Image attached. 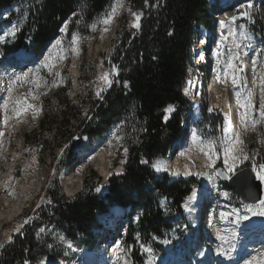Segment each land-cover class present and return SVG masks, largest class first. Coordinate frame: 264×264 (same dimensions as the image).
Wrapping results in <instances>:
<instances>
[{"label":"trees","instance_id":"16d2710c","mask_svg":"<svg viewBox=\"0 0 264 264\" xmlns=\"http://www.w3.org/2000/svg\"><path fill=\"white\" fill-rule=\"evenodd\" d=\"M18 1L0 0V13ZM123 1L129 16L132 12L143 13L140 30L137 33L124 26L126 32L111 58L117 66L118 76L102 98L88 103L84 119L77 115V128L78 136L93 143L105 137L115 123L123 124L128 149L124 175L111 177L108 193L103 198L93 190L80 193L74 200L66 199L56 187H53L55 192L47 191L48 201L33 213L13 242L0 253V264H25V261L38 264L46 253L37 239L38 232L52 224L67 229V240L72 246L94 250L99 216H107L112 209H130L132 215L139 213L137 225L128 223L125 240L127 247L135 248L132 257L134 264H139V239L134 237V232L140 233L144 247L160 249L164 233L174 229L175 215L181 216L185 199L199 186L193 180L170 182L168 176H157L152 166L155 161L165 159L171 146L181 137L183 121L192 106V101L182 92L198 32L201 27L210 28L215 0ZM113 4L115 0H35L20 33L4 47L5 55L13 58L41 56L57 38L65 21L69 24V36L73 32L88 35L91 25L110 11ZM253 27L256 30L260 27L259 32L264 33V26L257 21ZM204 79L207 81L205 74ZM203 89H206V83ZM170 104L175 106L176 112L165 123L164 110ZM63 121L68 127L70 120ZM54 124L52 122L47 129L52 130ZM45 126V123L40 125L43 130ZM72 136L71 131H67L66 141ZM251 141L253 139L249 137L247 142ZM257 147L254 141L249 146L253 150ZM260 150V161L264 163V146ZM225 187L231 189L227 184ZM162 198L172 201L171 206L176 212L164 215L159 207ZM132 215L126 219L130 220ZM63 259L61 255L60 260ZM140 264H143V257Z\"/></svg>","mask_w":264,"mask_h":264},{"label":"rangeland","instance_id":"374dc122","mask_svg":"<svg viewBox=\"0 0 264 264\" xmlns=\"http://www.w3.org/2000/svg\"><path fill=\"white\" fill-rule=\"evenodd\" d=\"M236 1L237 0H232L230 2L231 5L226 7V9H230V11H232V15L235 14L239 16V12L242 10H238L236 8ZM122 3L123 7L119 8L116 16L113 18V27L97 23L94 31L90 27L88 35H80L84 39L79 44L78 54H73L69 47L71 36L67 33H62L60 30L58 31L57 38L49 44L50 46H47L46 50L39 57H33L30 55H19L14 58L11 56L7 57L5 55L4 47L8 44V42L13 41L15 38L9 36L5 38L4 42H0V132L4 133L3 136H0V216L10 211L11 206L7 203V199L17 200V197L22 194L21 187L26 182L31 181L27 187H29V191L35 195L34 198H32V200L26 205L22 214L15 218L14 222H4L3 225L0 226V243L4 244V247L0 248V253L13 242L14 238L26 224L24 221H29L33 213L42 204L48 201L46 194L50 189L54 192L57 188L60 189L61 195L68 200H74L80 193L90 190H93L97 196L103 198L108 193L111 177L121 176L117 173L120 174V171H122V161L125 159L126 155L124 148H127L125 144L126 131L122 129L123 124L115 123L107 132L105 137L96 139L95 142L92 143L93 152H91V150L89 151V146L87 144L83 146L85 137L78 136L80 131L77 128V115L80 114L79 118L84 119L88 113V103L91 100L94 101L101 98L96 95L99 88L103 86V82L99 81L98 77L102 73L109 71L112 68V65H114L111 58L122 40L123 33L126 32V30H124V26L127 25V28L136 30L137 33L140 30L132 27L134 18L132 15H128V9L123 0ZM34 6L35 0H20L13 4L12 7L2 10L0 13V22L5 24H0V35H3L4 32L7 31V29H10L13 25H18L19 30L16 32V37L20 33V30L24 26V21L27 20L29 13ZM233 9H237V13H235ZM227 12H229V10ZM252 14L253 21L258 18L259 23L264 26V1H257V6L252 9ZM221 15L222 14H220V16ZM125 18L127 19L126 22ZM234 23L237 26L236 32H238V34L241 30H243L240 28V24L245 25L244 30H247L249 34H251V27L254 26L253 22L250 23L246 18L242 17L239 21L240 24L238 22ZM105 28L108 30L105 31ZM127 33H129L128 30ZM101 36L113 37L104 45L105 40L101 42ZM210 37V33L206 34L205 31H200L198 38L199 44L196 51L198 56L201 55L202 51L207 49L210 44L213 45L218 42V39L212 41L210 40ZM57 39L63 40V55L66 56V59L58 62L56 68L54 69V71L60 72L61 77H63L62 81L58 77H53L46 69L41 68L40 76L44 77L45 83H43L40 87L37 88L30 82L33 79L31 74L25 81L17 82L13 86V96H23L27 99L28 103L36 105L41 110L39 113H36L32 109H29L20 117L13 116L9 119L8 123L5 124V112L2 105L3 98L7 97L9 77L13 74H21L22 71L25 70L29 71V69H35L38 65H40L41 61H43L44 57L49 54V51L52 49V45ZM242 47L246 49L243 51ZM242 47L240 49V54L243 65L244 61L246 62V50H249L250 47ZM224 48L226 49L227 60L229 50L232 46L230 47L229 44H224ZM53 55H55V52H53ZM206 65V63H203V68L206 67ZM196 75L197 73L195 71L188 73V81L186 84H193L190 86L192 88L191 94L194 91L193 88L198 89L200 84V82L198 83L196 81ZM198 75L201 77L200 72ZM117 76L118 74L113 75L112 79H116ZM53 79H57L59 83L58 87L51 86ZM195 82L197 83L195 84ZM251 82L252 81H250V84ZM224 84L226 85L224 86ZM188 87H186V89ZM221 88L222 89L217 92L216 95L218 97L221 95L219 98H221L222 101L230 102L232 98L235 97V90L232 82H230V79L223 83ZM109 89L110 87L107 88V91ZM29 90H31V95H28ZM107 91L103 92L102 95ZM45 93L47 94L45 95ZM33 96L38 97V99H32ZM203 96L205 104L213 101L211 94L205 93ZM257 96V105H259L258 93ZM9 107H11V104ZM175 112L176 111L170 113V115H173ZM213 116L205 117L203 121L199 123L197 131L203 134V139L207 140L215 138L219 144L220 141L218 140L219 137H217L216 132L217 126L222 123V116L220 113L214 117ZM64 119L70 120L68 127L64 124ZM52 122H55L52 127L53 129L48 130L47 128ZM42 123L46 124L45 130L40 127ZM118 128L119 131H117ZM67 131H71L73 134L72 139L68 141H66L65 137L67 135ZM114 133L120 137L119 140L114 138ZM192 134H194L193 131H187L186 137L190 139ZM249 137H252L258 147L253 150L249 148L253 141H251L252 143L247 142L246 151L250 155L254 152L255 156H257L260 161L262 156L260 148L264 146V144L259 142L262 138V134L259 132L255 135L249 134L248 138ZM65 145L68 147H65ZM62 149L63 154H61ZM101 149L107 150V163L99 158V152ZM198 150L195 151V153L189 158V163L194 165L191 169L193 171L192 173L195 174V172H197L196 176H193L191 180L197 182L199 184L198 188H200L204 184L205 180L204 174H206V172H204V163L207 162V159H205L204 155L201 154L200 149ZM174 157L176 160H180L181 162L187 159L179 156ZM174 157L167 160L171 162ZM251 157L252 159H250L248 164H246L247 167L250 166V163L252 164V161L255 158L254 156ZM106 165L111 169L110 176L108 177L107 182L104 183L105 177L102 173H100L101 171L99 168ZM220 165L222 167V163H220ZM80 173H84L85 175V181L81 189L73 195L68 194L67 186L71 185L75 181L74 178ZM156 173V175L160 177L167 175L170 177L167 173L158 171H156ZM27 175L28 179H25ZM56 183L58 186H54ZM53 187H56V189L54 190ZM97 187H100L101 189L99 192L96 191ZM198 188L196 187L193 189V192ZM224 192L228 193L227 197L224 195ZM219 195L221 197L217 200V203L224 209H219V211L217 210L215 212L217 224L213 226L216 227H214L216 233H218L220 229L221 225L219 226V224L226 219V217H222L221 214H226L224 211L234 207V205L237 206V209H240V216L248 215L249 219L242 220L237 224V217L231 215V217L234 218L233 222L239 226H241V224H251L253 216L251 213L246 211L244 207L245 204L242 203L234 190L228 189L224 185V188L222 190L220 189ZM160 203L161 200L159 204ZM106 215V218H104L105 215L100 217V221L107 228V236L114 235L115 238V236L120 232L122 225H124L123 222L125 221L123 220L126 217H124V214L121 211H118V209H112L111 212H108ZM260 218L262 217H259L258 219ZM174 219L176 220L173 222L174 229H171V231L167 234L164 233V238H162L159 243L160 249H158V247L156 249H152V247L148 246V248L152 249L151 264H201L200 244L207 242L206 239L202 238L200 241L196 240L195 235L190 232V228L193 225L190 226L189 223H187L188 221L185 215L182 216L181 220L179 217H174ZM220 219H223V221ZM130 221L134 222V218L133 220L131 218ZM21 225L23 226L21 227ZM17 229L19 230L17 231ZM43 229V232H38L37 239H39L40 243H42L45 247L46 253L39 259L38 264H67V261L71 258V264H86L84 257L88 255L87 251L89 250H83L84 247L80 248L78 246L76 247V245L72 246L69 243L70 241H66L65 239H69L66 235L67 229L55 224L45 226ZM234 233L232 232L230 235H234ZM240 234L241 236H244L245 232L243 233L241 231ZM8 237L12 238L10 242ZM61 237H63V239H61ZM79 238L80 235H78V239ZM122 241L123 240L121 239V244ZM102 243L103 241L100 242V245H102ZM142 246H144V239L143 243L139 246V264L141 263L142 257L144 262L147 259L146 264H149L150 254L145 252ZM122 252L125 253L126 249L122 250ZM235 252H237L235 256L233 253L226 256H229L230 260L237 258V262H239L243 258V254H246L245 250L241 251L237 248ZM260 252L262 255L256 258L259 259L256 260V262L264 259V247ZM61 255L64 258L62 261L60 260ZM123 256L125 255H122L123 264H125V261L129 264L128 259H124ZM246 260L247 259L240 261L239 264H244ZM106 261V264H121L120 260L114 262L111 258Z\"/></svg>","mask_w":264,"mask_h":264},{"label":"bare ground","instance_id":"6f19581e","mask_svg":"<svg viewBox=\"0 0 264 264\" xmlns=\"http://www.w3.org/2000/svg\"><path fill=\"white\" fill-rule=\"evenodd\" d=\"M231 1L232 0H215L214 5H213V10H212V19L210 22V28L207 29L206 27H201L200 31L201 30L205 31L206 34L210 33L211 34L210 40L213 41V40L218 39V42L214 43L213 45L210 44L209 47H207V49L202 51L201 55H199V56H198V54H196L197 46L199 44L198 38L200 35V31L198 32V37H197L198 42L193 48L192 64L188 68V73L195 71L197 73L196 81L198 83L200 82V84L198 86V89L193 88L194 91L191 94L192 88L190 86L193 84L192 83L188 84V85L186 84L188 81V76H187V79L185 81L186 82L185 83V89H186V87L189 86L187 88V94L185 93V89H184V92H182V93L186 99L192 101L191 102L192 103L191 110H190L189 114L187 115V117H185V119L183 121L182 134H181L180 139H177L174 142L172 148L168 151L167 157L165 159H163V161L165 160L164 165H165L166 171H158V172L169 174L170 177L168 175L167 176H168L170 182L180 181L183 179H184V181H187V180H189L188 178L193 177V176H191V174H193L192 173L193 171L191 169H192V166H194V165L189 163V160H190L189 158L192 156V154L195 153V151H197L201 147L198 144V139H203V134L199 133L197 131V128L199 126V121H201L202 118L211 117L214 115V111H222L223 110L224 116H222V120H221L222 123L220 124V125H222V129L224 127V117H225V114H227L229 116L231 122H232L231 127L236 131H242L243 130L241 125H240V122H239L240 107L237 104L236 96L233 97L230 102H224L221 100V98H219L221 96L220 93H219V95H220L219 97L216 95L217 92H219L222 89L221 87L223 84L217 79V76L223 71V69L225 67V61H227L226 60V49L224 48V44H229L230 47L232 46V41H229V39L228 40L223 39V37L228 36V31H229L228 30L229 29L228 18L230 16H232V11H230V9H226V7L231 5V3H230ZM257 1L258 0H237L235 6L238 10H241V9H246V5L251 3V4H253V8H254L255 6H257ZM260 1L262 2L264 0H260ZM224 9H226V10H224ZM237 9H233V11H235V13H237ZM228 10H229V12H227ZM218 12H220V13H218ZM220 14H222V15L220 16ZM221 22H224V23H221ZM112 23H113V20L107 26L113 27ZM65 25H67V30H66V32H67L68 31V25H69L67 21H66V23L63 24L62 27H64ZM231 28L234 31H236V24L232 23ZM66 32H63V33L65 34ZM112 37L113 36H101V42L105 40L104 41V45H105V43H108L112 39ZM232 39H233V37H232ZM257 41H259V42H257ZM259 52H264V36H262V35L258 36V37L257 36L251 37V47L249 50H246V55H245L246 62L244 61L243 65H242V72L244 74L243 77L245 79L247 87L251 86L250 81H252V79H253L251 61L253 58L259 59ZM196 55H197V57H196ZM262 61H264V59H262ZM203 63L207 64L206 67H204V68H203ZM22 68H24V67H22ZM24 72H28V71H26V70L22 71V73H24ZM199 72L201 73V77H199V75H198ZM204 74L207 76V81L204 79ZM197 82H195V84ZM204 83H206V89L205 90L202 87V86H204ZM208 84H210L209 94H211V96H212L211 98L213 101L210 103L207 102L205 104V102L203 101L204 97L201 95V90H203V93L205 94L207 87H208ZM225 85L226 84H224V86ZM257 101H258V96L256 95V102ZM167 116L171 117L172 115L167 114ZM187 131H189V132L193 131L195 133V135L193 134L192 139L191 138L189 139L188 137H186ZM184 133H185V135H184ZM221 139H222V137L218 138L219 141H221ZM90 150L91 149L89 148V151ZM91 152H93V151L91 150ZM99 153H100L99 158L102 161H104L105 163H107V150L101 149ZM174 156H179L181 158H187V159L185 161L181 162L180 160H176ZM172 157H174L173 161H171V162L168 161ZM222 157H223V153H222ZM203 161H205V160H203ZM206 161L207 162L204 163V172H206V174H204L205 175L204 184L200 188L196 189L194 192L192 191V193L189 195V197L194 196V198L189 199V197H188L185 201L184 208H182L184 215H186L187 217L190 216L194 223L200 222L203 220V223L199 224V227L201 229H202V226L204 225L203 215L205 213V211H203V210L201 211V208L203 206L207 207L209 204L206 205V203L207 202L210 203V201H212L211 196L214 197V194H218V192H219L218 191V184H219V187L221 190L224 188V184L217 180V176L213 175L212 168L208 166L209 160L207 159ZM107 165L99 168V170L101 171L100 173H102L103 176L105 177L104 183L107 182V179L110 176V169L111 168ZM122 165H123L122 170H124V162L122 163ZM152 170L155 171L156 169L152 166ZM176 172H179L180 174L179 175H173V173H176ZM186 172L190 173V174L185 175L184 173H186ZM209 176H212V179H209ZM25 179H28V175L26 176ZM74 179H75V181L71 185L67 186V193L70 195L77 193L81 189V187L85 181V175H84V173H82V174L80 173ZM30 182L31 181L26 182L21 187L22 188V194L19 197H17V200L7 199V201H8L7 203H9V206H11V209L9 212L0 216V226H2L4 222H8V223L14 222L15 218L22 214L23 210L26 208V205L32 200V198H34L35 195L32 194V192L29 191L30 188L27 187V185H29ZM263 199H264V195H263ZM172 203H173L172 201H169V206H171ZM118 211H121V210L118 209ZM121 212L124 214V217L132 215L130 209H127V210L121 211ZM236 212H237L236 207L229 208L225 211V213L227 214L226 219L224 221H223V219L222 220L220 219L223 222L221 224H219V226L221 225L220 229H219L218 233L215 232L214 240H213V243L215 245L219 246L220 249H222V250H227L228 248H232V251H233L232 253L234 256L237 253V252H235L236 248L243 251V248L241 247L242 246V243H241L242 238H241L240 232L241 231L245 232L246 230H248V228L251 227V226H248V227H246L247 228L246 230H243V229L239 230L240 227L233 222V220H232L233 217H231V215H236L237 214ZM100 217H102V216H99V221H100ZM175 217H179L181 219L182 216H179L178 214H176ZM104 218H106V216H104ZM131 218H132V220L134 218V222L127 220L126 218L123 220V221H125V222H123L124 225H122L120 232L115 236V238H114V235L107 236L108 235L106 232L107 228H105L106 230L103 231L104 234L101 235L100 239L96 243V247L94 248V250L87 251L88 255L86 257H84L86 264H106L105 263V262H107L106 260H108L110 258L113 259L114 262H116V261H118L117 256L122 257V255H125V256H123V258L128 259L129 264H134L133 257H132L133 247H130V248L127 247L125 244V240H126L127 232H128V226H129L128 223L130 222L133 225H137L138 221H139V213L132 215ZM251 222L256 227H259V229L261 230L260 233L258 234V235H260L258 237V239L264 245V222H257V220H251ZM100 223H101V221H100ZM216 224H217V219L215 220V225ZM232 232L233 233L236 232V233H234V235H230ZM121 233H122V236H121ZM244 237H245V235H244ZM121 239L123 240L122 244L120 242ZM65 240L67 241V239H65ZM101 241H103L102 245H100ZM69 243L72 245L71 242H69ZM117 245H119V247H117ZM138 245H139V242H138ZM124 249H126L125 253L122 252V250H124ZM213 254H214V252H213ZM203 255L206 258L210 257V254H208L207 251ZM216 255L218 256V259L221 258L220 252H217ZM261 255L262 254H261L260 250L248 251V252H246L245 255L243 254V258L240 261L247 259L244 264H248L249 261H251L252 264H256V260H259L256 258L260 257ZM234 258H236V257H234ZM260 261H264V259L260 260ZM239 262H237V258H236V259L231 260L229 262L224 261V262H222V264H239ZM71 263H72V261L67 262V264H71Z\"/></svg>","mask_w":264,"mask_h":264},{"label":"snow or ice","instance_id":"6c2138e0","mask_svg":"<svg viewBox=\"0 0 264 264\" xmlns=\"http://www.w3.org/2000/svg\"><path fill=\"white\" fill-rule=\"evenodd\" d=\"M123 7L122 0H115V4L110 6V11L106 12L102 16H100L96 22L91 25L92 30L96 29L97 23H102L105 25L110 24L113 18L116 16L119 8ZM253 4L249 3L246 5V9L239 12V17L246 18L250 23L253 21L252 14ZM75 15V14H74ZM133 16L132 27L139 30L141 27L140 21L143 13L141 12H132ZM237 15H232L228 18L229 24V33L228 36L233 37L232 40V48L229 50L228 59L225 61V67L223 71L217 76V79L221 83H225L227 80H231L233 88L235 90V96L237 104L243 111L239 112V122L243 129V131H236L231 127V120L227 114L224 117V127L222 129L223 137L218 144L215 138L211 139H198V144L201 146L200 151L207 156L209 160V167L213 168V175L223 176L225 179H232L233 176L236 175V168L239 163H242L245 160H250L252 157L246 151L247 149V139L249 134H257L258 132L262 134V138L259 140L261 144H264V61L259 62L258 66V58H253L252 63V86L247 87L245 79L242 73V58L240 54V49L242 46L251 47V37L247 30L240 32L239 34L231 28V24L234 23L238 18ZM224 23V22H221ZM241 29H245V25L240 26ZM19 30L18 25H13L10 29L4 32L3 35H0V42H4L6 37L15 38L16 32ZM67 25L62 27L60 31L66 32ZM105 31L108 29L105 28ZM228 36L223 37L224 40L228 39ZM239 36V42L237 37ZM84 38L80 36L78 32L71 33V41H70V49L73 54H78L79 52V44ZM244 41H248L247 44ZM63 40L57 39L55 43L52 45V49L49 51V54L46 55L41 61L40 65H38L35 69H29L28 72H24L21 74H13L9 77L8 86H7V97L3 98V109L5 112L4 115V123L7 124L9 119L13 116L20 117L23 113L32 109L34 112L39 113L41 110L34 104L28 103L27 99L23 96H13L14 85L17 82H23L26 78L31 74L33 79L30 81L37 88L40 87L43 83H45L44 77L40 76L41 68L46 69L49 74L53 77H58L62 81L63 77L59 71H54L57 66V63L66 59V56L63 55L64 48L62 47ZM55 52V55H53ZM240 62V63H238ZM118 74V69L116 65H112V68L109 71L102 73L98 80L103 82V86L99 88L96 95L102 98V93L107 91L108 87H111L113 83L112 76ZM125 87H127V81L124 82ZM52 87H58L59 83L57 79H53ZM185 93L187 94V89H185ZM259 94V105L258 108L253 103L254 96ZM47 93H45L46 95ZM28 95H31V90H29ZM32 99H38V97L33 96ZM11 104V107L9 105ZM175 111L174 105H168L165 109V119L168 118L167 114H170ZM258 113V115H257ZM119 131V128L117 129ZM4 133L0 132V136H3ZM195 135V133H194ZM114 138L119 140L120 137L113 134ZM65 147H68L65 145ZM223 153V170H217L215 168L216 159L220 155V151ZM125 154H127L128 149L124 148ZM61 154H63V149L61 150ZM142 163H147V161H141ZM123 163V161H122ZM153 167L156 171H166L164 161L157 160L153 163ZM252 171L256 173V179L264 182V163H256L253 162ZM231 173V175H229ZM119 174V173H117ZM179 172L173 173V175H179ZM185 175H189L190 173H184ZM209 179H212V176H209ZM100 187L96 188V191L99 192ZM224 195L227 197L228 193L225 192ZM193 197H189V199H193ZM247 212L251 213L252 216L264 217V199H259L258 202L253 201V203L244 205ZM222 217H226L227 214H221ZM249 216H237L236 222L239 223L242 220H248ZM24 223H28V220H25ZM23 225H21L22 227ZM19 229H17L18 231ZM44 229H40V232H43ZM11 237H8L9 242L11 241ZM63 239V237H61ZM4 244L0 243V248H3ZM119 247V245H117ZM145 252L150 254L149 264H151V254L152 249L148 247L142 246ZM218 252L224 255H230V252L223 251L222 249H218ZM122 259V257L117 256V260ZM25 264H29L28 261H25ZM127 264V261H125ZM248 264H252L251 261ZM256 264H264V261H257Z\"/></svg>","mask_w":264,"mask_h":264},{"label":"water","instance_id":"95a60500","mask_svg":"<svg viewBox=\"0 0 264 264\" xmlns=\"http://www.w3.org/2000/svg\"><path fill=\"white\" fill-rule=\"evenodd\" d=\"M241 18L239 17L236 21L239 22ZM217 170H223V168L218 167ZM217 177L221 182L227 183L237 193L243 204L253 203V201L258 202L259 199H262L261 181L256 179V173L249 167L238 170L232 179H225L223 176Z\"/></svg>","mask_w":264,"mask_h":264},{"label":"built area","instance_id":"2783aa9c","mask_svg":"<svg viewBox=\"0 0 264 264\" xmlns=\"http://www.w3.org/2000/svg\"><path fill=\"white\" fill-rule=\"evenodd\" d=\"M241 10H245V9H241ZM240 25H242V24H240ZM250 36H261V35H257V34L255 33V31L252 30ZM239 39H240V38L237 37V40H239ZM232 40H233L232 37H229V41H232ZM244 43L247 44L248 41H244ZM242 48H243V47H242ZM245 49H246V48H243V51H244ZM227 57H228V56H227ZM262 59H264V52H259L258 66H259V62H261ZM238 63H239V62H238ZM252 74H253V72H252ZM230 82H231V80H230ZM253 103L256 105V107L258 106V105H257L258 102H256V96H254V98H253ZM238 106H239V105H238ZM175 111H176V110H175ZM240 111H243V109L240 108ZM164 113H165V110H164ZM218 113H220L221 116H224V115H223V110H222V111H214V116L217 115ZM165 116H166V113H165ZM165 116H164V122H167L171 117H168L167 119H165ZM214 116H213V117H214ZM203 119H204V118H202L201 121H199V123L202 122ZM197 130H198V129H197ZM216 135H217V137H223L222 125H218V126H217V132H216ZM192 136H193V134L191 135V139H192ZM201 154L204 155L203 152H201ZM248 154H249V153H248ZM249 155H250V154H249ZM250 156H254V157H255V158L253 159V161H252V164H251V163L249 164V165L251 166V168H253V162H256L257 164H258V163H263V162H261V161L258 160L259 158H257V156H255L254 152H252ZM204 157H205V159H208L207 156L204 155ZM127 159H128V152H127V154L125 155V159L123 160V162H124V166H125V164L127 163ZM248 162H249V160H245V161H243L242 163H239V164H238V167H237L236 169H240V168L246 166V164H248ZM220 163H222V165H223V167H224V164H223V157H222V150L220 151V155H219V157L216 159L215 167H216L218 164H220ZM145 164H148V163H144V165H145ZM124 171H125V170L120 171V174H118V175H124ZM235 171H236V170H235ZM212 172H213V168H212ZM196 174H197V172H195V174H191V176H196ZM229 175H231V173H229ZM217 180H218V179H217ZM218 181H219V180H218ZM262 185H263V191H264V182H262ZM159 207H160V209H161V211L163 212L164 215H171L173 212H176V211L173 209L172 206H169V199H167V198H162V199H161V204H159ZM183 208H184V207H183ZM258 218H259L258 216H253V218H252L251 220H257V222H264V220H263L262 218H260V219H258ZM138 222H139V221H138ZM134 237H138V239H139V246H140V244H141L140 233H139V232H134ZM134 250H135V248H133V251H134ZM146 262H147V259L145 260V262H144V260H143V263H144V264H146ZM120 263L123 264V260H122V259H120Z\"/></svg>","mask_w":264,"mask_h":264}]
</instances>
